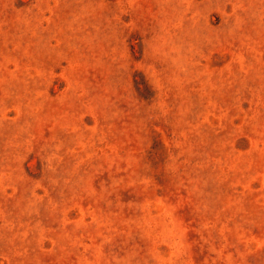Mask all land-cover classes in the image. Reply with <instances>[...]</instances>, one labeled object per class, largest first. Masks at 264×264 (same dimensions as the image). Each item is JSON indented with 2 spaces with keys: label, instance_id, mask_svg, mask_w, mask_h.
<instances>
[{
  "label": "rangeland",
  "instance_id": "obj_1",
  "mask_svg": "<svg viewBox=\"0 0 264 264\" xmlns=\"http://www.w3.org/2000/svg\"><path fill=\"white\" fill-rule=\"evenodd\" d=\"M0 264H264V0H0Z\"/></svg>",
  "mask_w": 264,
  "mask_h": 264
}]
</instances>
